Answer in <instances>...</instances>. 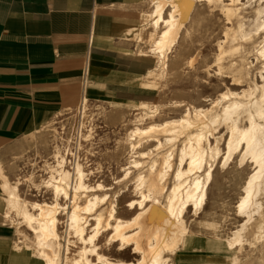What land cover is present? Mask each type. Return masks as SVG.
I'll return each mask as SVG.
<instances>
[{"label": "bare ground", "instance_id": "6f19581e", "mask_svg": "<svg viewBox=\"0 0 264 264\" xmlns=\"http://www.w3.org/2000/svg\"><path fill=\"white\" fill-rule=\"evenodd\" d=\"M262 1L150 0L151 9L147 15V26L152 30L148 37L151 36L150 33L156 35L150 41L149 52L155 54L162 69L167 68L168 54L174 45L176 46L180 35L190 38L193 32L199 30L201 20L220 16L214 18L218 21L221 33V37L216 41L214 61L205 67L207 73L213 68L214 74L219 76L218 79L223 84V90L214 97L203 99L206 102L204 107L174 101L175 106L185 107L183 115L176 119L165 120L159 124L152 122L146 127L139 126L145 113L135 119L136 126L129 131L128 141L161 133L163 142L154 135L158 140L156 146L167 147L164 153H161L163 154L161 162L152 160L147 164L148 169L145 168L146 173L141 171L135 176V190H138L139 197L129 201L128 206L133 208L136 205L138 211L130 218L122 219L116 216L114 202L106 211L101 210L95 214L96 206L106 199L107 194L86 195L91 187L85 186L82 165L76 159L73 163H68L63 154L59 153L58 147L54 154L55 164L50 167L52 175L43 181L54 196V201L50 204L22 199L17 193V183H10L2 174L0 167L1 188L6 193L5 217L13 212L21 219L20 223L25 224L31 231L29 236L16 229L15 232L19 234L13 245L16 251L22 250L18 243L26 245L34 251L35 258L40 264H94L89 260V255H95L96 263L113 264L97 250L98 246L94 242L102 231L109 230L106 244L111 241L117 242L119 250L131 246L132 252L139 255L135 264H177L174 263V259L179 261L178 264H185L182 262L185 258L182 257H187L186 251L197 241L191 237L192 233L185 221L184 213L189 205L192 206L193 214H197L202 208L206 187L219 155L221 154L222 162L225 164L235 153L239 154L240 161L248 159L252 170L245 178L235 204L236 212L243 216V220L231 236L223 241L227 264L239 263L240 259L236 252L239 249H235L242 241H247L245 234L250 229L254 238L263 240L264 214L261 212L263 207L259 201V196L264 194ZM167 6L169 8L166 10ZM178 46L180 47L179 44ZM199 58L200 51L196 49L186 58L187 65L190 67ZM224 78H228L229 83L225 84ZM139 104L144 109H150L146 102ZM204 115L207 116V122L201 129L186 134L190 128L197 125L192 116ZM211 126L213 130L211 129L209 133L202 129ZM219 126H224L226 131L223 151L219 145L222 134L215 135ZM181 134L186 136L184 135L183 142L176 149L175 140ZM129 143L131 150L137 146ZM68 164H71V170L67 169ZM131 164L134 167L140 166V163L134 160ZM129 172V167L124 169L123 177ZM169 174L172 176L171 185L165 187L164 181ZM97 187L101 188L102 185L98 183ZM78 192H83L84 201L81 204ZM58 195H63L68 201L64 208L68 232L73 233L79 239V243H83V246L78 248V253L75 251L77 256L69 258L70 261L67 257L63 259L60 254L63 246L58 240L60 236L56 229L57 213L60 209ZM90 220H93V223L86 234V226ZM64 248L68 251L67 244Z\"/></svg>", "mask_w": 264, "mask_h": 264}, {"label": "rangeland", "instance_id": "374dc122", "mask_svg": "<svg viewBox=\"0 0 264 264\" xmlns=\"http://www.w3.org/2000/svg\"><path fill=\"white\" fill-rule=\"evenodd\" d=\"M261 3L264 5V0ZM168 8L167 6L165 9ZM150 9V0H141L138 5L132 8L133 20L136 26L141 29V36L137 37V34L132 33L130 38L133 43L134 56L141 53L138 55H142L148 60L149 73L145 74L141 82H149L152 86L145 88L141 82L134 84L133 91L127 93L125 100L105 101L84 98L76 107L53 116L38 130L36 143L22 150L11 162L10 170L13 175L8 176L7 172L3 171L10 182L18 183L17 189L22 199L48 204L54 201L51 189L43 181L52 175L50 167L55 164L54 154L58 147L59 153L63 154L68 163H73V160L76 159L82 165L85 172V186L91 187L89 192L85 193L86 195L107 194L105 202L96 206L95 214L101 210L106 211L114 202L115 215L122 219L130 218L138 211L136 205L133 208L128 206L129 201L139 197L138 190H135V176L141 171L146 173L147 164L152 160L156 159L157 162H161L163 157L161 153H164L167 147L156 146L158 140L163 142L161 133L145 135L138 140L128 141L129 131L136 126L135 119L145 113L140 127H146L152 122L159 124L165 120L176 119L183 115L185 107L184 105L175 106L174 101L204 107L206 102L203 99L214 97L223 90V84L218 79L219 76L214 74L213 68L209 70L210 74L206 71V65L213 64L216 41L218 37H221L220 26L214 19L220 18V16L216 15L213 19L206 17L201 20L199 30L193 32L190 38L180 35L179 40L177 39L178 42L175 43L176 46L174 45L171 53L168 54L167 68L162 69L155 54L149 52L150 41L156 34L150 33L151 36L148 37L152 28L143 24L144 19L147 24L148 14L146 15V13ZM159 30L160 28L157 29V31ZM196 49L200 51V58L189 67L186 58ZM224 82L225 84L229 83V79L224 78ZM141 101L146 102L150 109L142 108L139 104ZM206 118L205 115L192 116L197 125L190 128L186 134L201 129V126L207 122ZM202 129L209 133L213 127H203ZM186 134H181L175 140L176 149L181 145ZM219 134H222L219 145L223 151L226 138L224 126L217 128L215 135ZM210 140L213 142L212 138ZM129 142L137 146L135 145L136 147L131 150ZM57 156H59L58 153ZM173 159L175 165L176 157L174 156ZM133 160L139 162L140 166H131ZM68 165L67 169L71 170V164ZM128 167L130 172L126 177H123L124 169ZM251 170L252 165L249 160L240 161L238 153H235L225 164L222 162L221 154L219 155L206 187L202 208L197 214H193L192 206L189 205L184 213L185 221L192 233L191 237L197 241L191 245L190 252L186 253L187 257L183 260L185 264L228 263L223 241L231 236L243 220V216L236 212L235 204L241 193V186ZM171 181L172 176L169 174L164 181L165 187H169ZM98 183L102 185L101 188L97 187ZM78 195L81 204L84 201L83 192H78ZM0 196L4 200L2 191H0ZM57 201L60 205L57 213L58 223L56 224L60 238L57 239L63 246L60 254L63 259L65 257L71 259L73 256H77L75 253H78V248L83 246V243H79V239L73 233L68 232L69 227L64 209L65 205H68L67 199L63 198V195H58ZM161 201L163 202V198ZM259 201L263 207L261 212L264 214V194L259 196ZM3 210L2 206L0 212ZM20 221L21 219L13 212L3 218V222L8 226L10 235L8 238L14 237L16 240L19 237V234L15 232L16 229L31 235L29 228ZM16 222L19 224L14 225L13 223ZM92 223L93 220H90L89 225L86 226V234L89 233ZM251 230L245 234L247 241L244 240L242 245L236 246L235 250L239 249L236 251L240 259L238 264H264V247H262L264 237L263 240L254 238ZM108 233L109 230L102 231L95 239L97 250L113 264H135L139 255L132 253L130 246L121 251L117 249V242L111 241L106 244ZM10 244L13 245L11 242ZM66 244L68 251L64 248ZM18 245L21 246V252L24 250L35 255L34 251L27 248L26 245L20 243ZM5 253L9 254V250ZM89 256L91 263L102 264L96 263L95 255ZM3 257L1 255L0 259Z\"/></svg>", "mask_w": 264, "mask_h": 264}, {"label": "crops", "instance_id": "0c3cea01", "mask_svg": "<svg viewBox=\"0 0 264 264\" xmlns=\"http://www.w3.org/2000/svg\"><path fill=\"white\" fill-rule=\"evenodd\" d=\"M140 2L0 0V167L7 179L4 172L13 175L16 155L36 143L38 130L53 116L84 98L125 100L141 82L148 60L141 53L134 56L130 38L132 33L141 36L132 16ZM3 194L0 210L5 209ZM3 218L4 210L0 264H40L32 252L14 249L15 238H8Z\"/></svg>", "mask_w": 264, "mask_h": 264}]
</instances>
